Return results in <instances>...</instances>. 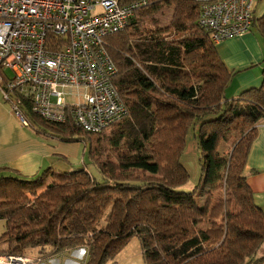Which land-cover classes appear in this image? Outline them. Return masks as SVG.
I'll list each match as a JSON object with an SVG mask.
<instances>
[{
  "label": "trees",
  "instance_id": "16d2710c",
  "mask_svg": "<svg viewBox=\"0 0 264 264\" xmlns=\"http://www.w3.org/2000/svg\"><path fill=\"white\" fill-rule=\"evenodd\" d=\"M118 3H144L105 40L127 114L95 135L70 120L49 123L22 100L36 135L79 143L86 162L32 176L0 168V254L36 250L44 260L83 247L84 264H114L137 238L143 264H264V212L243 173L264 123V68L259 87L230 98L244 70H228L197 25L202 0ZM161 9L166 23L153 19ZM252 31L264 49V15ZM190 130L200 179L184 191Z\"/></svg>",
  "mask_w": 264,
  "mask_h": 264
},
{
  "label": "built area",
  "instance_id": "2783aa9c",
  "mask_svg": "<svg viewBox=\"0 0 264 264\" xmlns=\"http://www.w3.org/2000/svg\"><path fill=\"white\" fill-rule=\"evenodd\" d=\"M118 0H0V98L24 127V112L100 134L127 114L112 84L116 67L106 38L132 10ZM255 0H202L197 25L214 44L251 32ZM264 124V123H263ZM0 254V264H39Z\"/></svg>",
  "mask_w": 264,
  "mask_h": 264
},
{
  "label": "crops",
  "instance_id": "0c3cea01",
  "mask_svg": "<svg viewBox=\"0 0 264 264\" xmlns=\"http://www.w3.org/2000/svg\"><path fill=\"white\" fill-rule=\"evenodd\" d=\"M263 15L264 0H255V18ZM215 45L220 59L228 70H244L231 81L227 90L228 97H236L247 89L261 85L264 49L255 31ZM82 153L83 149L79 143L67 144L43 138L36 135L31 128L22 126L12 115L9 106L0 98V168H8L23 176L35 175L48 167L66 170L69 166L60 169L59 165H63L62 161H64L62 158H65L67 162L82 161ZM243 173L255 204L264 212L263 123L257 126V136ZM2 232L1 226L0 233Z\"/></svg>",
  "mask_w": 264,
  "mask_h": 264
},
{
  "label": "rangeland",
  "instance_id": "374dc122",
  "mask_svg": "<svg viewBox=\"0 0 264 264\" xmlns=\"http://www.w3.org/2000/svg\"><path fill=\"white\" fill-rule=\"evenodd\" d=\"M169 16V11L166 9H161L158 11L154 16L153 19H159L162 22H167ZM111 129L107 130V135L109 134ZM195 131L190 130L186 136L185 141V148L181 156V163L187 170L189 174V181L188 183L181 188L184 191H191L193 190L199 183L200 179V168H199V152L197 149L196 141H195ZM228 148V147H227ZM227 148L223 149L227 150ZM66 161V162H65ZM86 160L82 161H69L65 159L62 161L63 165H59L61 168L64 169L66 166L70 167H77L82 165ZM57 166V165H56ZM89 169H92V167H89ZM205 194V193H204ZM204 194L201 196L200 201L201 203L204 201ZM199 201V198H197ZM3 227V224L0 223V227ZM1 234V233H0ZM4 246H0V249H2ZM263 252V251H262ZM27 256L30 257H37V251L36 250H28L25 252ZM87 250L86 248H77L74 250H71L69 252L62 253L60 255L47 258L46 260L42 261L39 264H84L86 259ZM141 248L140 244L137 240V238L132 239L127 247L117 256L116 262L114 264H143L142 256H141ZM107 264H112L111 262Z\"/></svg>",
  "mask_w": 264,
  "mask_h": 264
}]
</instances>
